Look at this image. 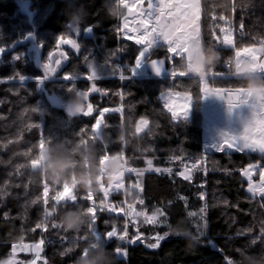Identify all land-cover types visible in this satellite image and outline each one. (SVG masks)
I'll return each instance as SVG.
<instances>
[{"label": "trees", "instance_id": "trees-1", "mask_svg": "<svg viewBox=\"0 0 264 264\" xmlns=\"http://www.w3.org/2000/svg\"><path fill=\"white\" fill-rule=\"evenodd\" d=\"M75 3L87 10L78 33L68 22L73 0H0V47L5 49L0 53V264L10 258L14 245H32L41 239L44 244L40 257L45 264H79L89 255V249L105 247L111 264H264V197L249 194L241 175L243 169L255 163L260 165V173L264 155L205 153L203 81L196 77H131L130 70L142 47L121 37L123 15L119 13L124 14L123 6L118 0ZM24 6L35 13L32 24L22 12ZM89 27L91 31H87ZM200 27L203 46L220 53L212 72L227 75L231 69L225 64L231 60L234 65V48L216 44L210 33L223 37L230 31L236 47L261 46L264 0H201ZM60 36L76 40L79 50L59 43ZM150 55L169 56L165 46H157ZM59 57V70L38 83L35 78L44 75L42 64L55 70V58ZM173 62L178 69L184 63L179 58ZM93 69L99 71L98 78L89 80ZM20 76L25 79L21 81ZM93 84L99 92L92 91ZM210 85L237 88L246 87L247 81L226 76L211 78ZM169 90L192 97L189 120L175 121L164 108L160 94ZM77 93H87L83 97H87L85 111L88 104L93 107L90 115L71 117L67 113V105ZM105 108L109 111L104 114L100 135H96L95 121ZM141 119H147L149 127L138 134L136 125ZM41 139L45 141L41 161L49 145H66L75 162L81 160L85 146H94L101 173L96 176L98 186L82 189L73 173L64 182L73 183L75 178L73 192L77 200H53L64 182L53 184L38 168L31 167V160L40 154ZM105 156L109 159L102 164ZM115 160L138 171L147 168L150 160L154 168L165 171L145 172L141 191L132 187L136 176L127 174L126 192L111 193L107 198L101 187L106 182L103 175L105 166ZM196 164L199 166L195 169ZM184 170H191L190 180L179 176ZM46 183L49 190L44 197ZM92 183L88 181L90 188ZM130 190L134 191V201L127 202ZM89 192L91 199L87 198ZM102 199L117 208L128 203L148 213L160 209L164 225L143 224L140 231L145 238L135 243L105 239L113 227L122 234L127 220L125 215L102 211ZM93 205L97 217L94 225L90 215L78 232L66 231L60 225L64 211L86 212ZM46 210L51 215L46 216ZM128 226L132 239L135 234L132 225ZM94 232L101 235L100 241H96ZM153 236L164 237L157 248L148 246L155 243ZM116 248L126 250V256L117 254Z\"/></svg>", "mask_w": 264, "mask_h": 264}, {"label": "snow or ice", "instance_id": "snow-or-ice-1", "mask_svg": "<svg viewBox=\"0 0 264 264\" xmlns=\"http://www.w3.org/2000/svg\"><path fill=\"white\" fill-rule=\"evenodd\" d=\"M119 5H122L123 8L127 9V15L123 13H119L123 15L124 19V29H128L129 21L128 16L135 17L134 24L135 27L130 29L131 32L136 33L135 36L128 35V32H125V35H128L129 39H134L137 45H142L143 50L140 51L139 57L135 60V66L131 68V77L135 75V68L139 67L142 63H150L152 68L155 70L157 74H160L162 71H168L170 73V78L175 79L177 76L184 77L189 73L186 71V66H191V60L194 54H196L200 48L203 46L202 43V34L200 27L201 20V0H148L147 8H144L143 0H133L131 4L128 3V0H118ZM74 7V5H72ZM235 8V4H233V9ZM139 9V10H137ZM240 28L243 29V23L241 22ZM77 33L80 31L76 30ZM87 31H91V27L87 28ZM223 31V30H222ZM243 35V32H241ZM212 40L218 44L223 45L225 47L232 46L234 48V57H235V66L240 65L243 62H249L251 69L254 73L264 74V43L261 44L260 47H256L254 44L251 46H243L236 47L233 42L232 33L225 32L223 37L215 36L210 33ZM166 45L167 52L169 53L168 60L170 62L179 58L184 63L181 68H177L175 64H173L171 69H164V60H148L145 54L149 51L150 48H153L157 44V40L161 39ZM59 43L70 44L73 49L79 50V44L74 39H66L64 36L59 37ZM5 49L0 47V53H3ZM15 59H19V56L14 57ZM143 58V59H142ZM87 60L88 57H85ZM57 65L59 64V60L56 61ZM232 61L229 60L226 63V67L231 69ZM90 67H92L90 65ZM42 68L44 70V75L41 77H36L38 83H43L47 80L50 75L54 73V69L50 67L49 64H42ZM228 74H234L231 71ZM224 73L212 72L209 71L206 77L219 78L224 76ZM130 77V78H131ZM261 77V75H260ZM89 80L97 79V75L95 70L93 69L92 74L87 77ZM125 77L121 75V79ZM262 78V77H261ZM19 79L23 81L25 79L24 76H20ZM65 79H76V77H65ZM176 87V85H173ZM71 91V89H70ZM92 91L99 92L100 89L96 88L95 84L92 85ZM202 98L207 99L210 96H216L220 99H227L228 112L231 114L234 109L240 108L242 105H248L250 108L249 116H241L240 123L242 124V131L237 134H229L222 133V140L218 143H215L211 146V148L216 149L217 151H223L224 146L226 145L228 149H235L238 152H244L248 150L249 152H259L264 154V94L258 96L256 100H253L254 92L253 90L248 89L247 87H209L207 81H204L203 87L201 89ZM83 96H86L87 93H82ZM175 96H183L185 99V103L181 106L183 108V113L177 112L175 106L171 102V98ZM160 99L164 102V107L171 113L173 119H178L181 115L184 120L190 115L192 99L188 93H180L174 91L161 92ZM34 111H38V109H34ZM93 111V107L91 104L87 105V111L82 110L81 113L85 115H90ZM109 109L105 108L103 111L99 113L101 119H97L95 121V127L97 129L100 128L102 123V118L104 117L105 112H108ZM114 111H122V109H114ZM106 126V125H105ZM148 127V120L141 119L139 125L136 128L137 132L143 131ZM98 135L99 133H95ZM41 151L38 156L31 160V167L36 169L39 168L41 162V156L43 151L45 150V141L41 139L39 145ZM109 157L105 156L101 159V163L104 164ZM151 161H148L149 166H151ZM259 167V165L249 164L248 168L243 171V175L248 177L249 186L248 191L253 195L257 193L264 197V168H261L260 171V184L258 189L254 187L251 183V170L253 168ZM125 171H138L136 169H125ZM155 171L160 172L161 169L157 168ZM166 171H171L167 169ZM138 174H140L138 172ZM121 172L119 176L115 177V180L118 182L114 185L115 189H120L123 187ZM180 175H184L180 173ZM185 180H190V175H184ZM75 182V178L73 177V183ZM73 183L64 182L62 185V190L57 191L53 196V200L59 203L61 200L67 202H75L77 200V196L73 192ZM104 196L107 197L109 189L113 187L110 183L108 188H103L101 185ZM139 187V185H136ZM48 185L47 183L44 185V197L48 196ZM65 192L68 195H65ZM91 199V192L87 197ZM47 203V200H45ZM139 203L143 204L144 201L142 199L139 200ZM101 210H107L110 212H123L125 216L132 215L134 211V206L132 204L128 205V210L125 211L123 207L117 209L115 206H109L102 199L100 201ZM55 210V209H53ZM205 209H201L203 212ZM87 215L91 216V224L94 225L97 219L96 217V206L93 205L89 207L85 212ZM160 209H157L151 216H147L146 213L140 212L136 213V215L145 216V220L147 223H156L157 216L163 215ZM51 215L50 212L46 210V216ZM194 215V214H193ZM54 227H58V225H53ZM37 227H46V224H38ZM96 241L101 240V235L99 233H95ZM167 235V234H165ZM128 236L127 232V222L124 224V229L122 234H118L115 227L112 230L108 231L105 234V239L118 238L120 240H125ZM137 239H141L140 235H137L131 240H128V243H135ZM164 239L163 236H160L156 239L155 243L149 244L148 246L151 248L159 247L160 241ZM44 244V240L41 239L38 243L27 245L21 244L19 246H13V252L16 251V248L19 247L21 251H33L35 253V258L28 262V264H36L37 260L40 259V253L43 250L42 245ZM117 254L125 255L126 250H122L120 248H116L114 250ZM87 255V252H85ZM5 264H15L14 260H9L5 262Z\"/></svg>", "mask_w": 264, "mask_h": 264}, {"label": "clouds", "instance_id": "clouds-1", "mask_svg": "<svg viewBox=\"0 0 264 264\" xmlns=\"http://www.w3.org/2000/svg\"><path fill=\"white\" fill-rule=\"evenodd\" d=\"M72 7L74 10L69 16L68 22L74 30L84 23L87 17V10L82 4H76L73 0ZM83 9V12L81 11ZM68 14V12H67ZM220 53L210 47L202 46L200 50L193 55L191 66H186V71L196 78H204L218 63ZM234 73L247 81V88L253 90V100L264 94V78L258 73H254L249 62H243L234 67ZM85 109V101L82 93H77L67 105V113L71 117H77ZM114 162L106 165L105 176L112 171ZM87 165V166H85ZM99 160L94 146L88 145L82 149L81 160L75 162L70 150L65 145H49L44 153V159L38 168L40 173L51 181L53 184L63 183L70 180L73 173L80 180V187L84 190H92L94 186H98L96 176L100 175ZM91 180L90 188L88 181ZM89 216L82 209H69L64 211L59 217L60 225L70 232L80 231L89 221ZM79 264H111L109 253L106 249H89V255L80 259Z\"/></svg>", "mask_w": 264, "mask_h": 264}, {"label": "rangeland", "instance_id": "rangeland-1", "mask_svg": "<svg viewBox=\"0 0 264 264\" xmlns=\"http://www.w3.org/2000/svg\"><path fill=\"white\" fill-rule=\"evenodd\" d=\"M133 2V0H128V3L131 4ZM147 3H148V0H143V7L144 8H147ZM139 10V9H137ZM124 15H127V9L124 8ZM134 19L135 17L133 16H128V21H129V25H128V29H124L123 25H124V19L122 21V29H121V37L123 39H126V40H130L132 42L135 43V40L134 39H129L128 38V35H132V36H135L136 33H133L130 31V29H132L133 27H135V24H134ZM128 32V35H125V32ZM142 47L141 51L143 50V47L142 45H139ZM157 46H165V43L162 41V38L161 39H158L157 40V44L156 46H154L153 48H150L149 51L145 54L146 58L150 61V60H164V65H163V68L164 69H171L174 62H170L168 60V58H165L164 56H157V57H152L150 55L151 52H153V50L157 47ZM167 50V49H166ZM169 54V53H168ZM138 58H140L138 56ZM143 59V58H142ZM55 60H59L61 61L62 59L59 58H55ZM55 61V62H56ZM169 65V66H168ZM55 66V65H54ZM60 66V65H59ZM58 66V67H59ZM135 66V65H134ZM133 66V67H134ZM58 67H56L55 71L53 74H55L59 69ZM108 71V70H106ZM112 71H115L114 69ZM96 72H99V71H96ZM162 72H168V71H162ZM161 72V73H162ZM135 73L137 74H140V75H147V74H152V73H156L155 70L152 68V65L150 63H142L139 67L135 68ZM134 76V75H133ZM167 92V91H165ZM175 92V91H174ZM161 96V94H160ZM85 100L87 99V97L84 98ZM192 99V97H191ZM161 100V99H160ZM210 100L211 101V104H209L207 102L206 104V107L204 109V116H205V127H204V137L203 139L205 140V144H204V151L205 153H208V152H222V151H217L216 149L214 148H211V146L215 143H218L222 140V137H215V134L213 132V124H214V114H215V107L216 105H214V97L210 96L206 99V101ZM193 101V100H192ZM163 106H164V102L161 100ZM171 102L173 103V105L175 106L176 108V111L177 112H180V113H183V108L181 107L186 101L185 99L183 98V96H175V97H172L171 98ZM217 103V101H215ZM165 108V107H164ZM167 110V108H165ZM191 109H192V106H191ZM167 112H169L167 110ZM106 113V112H105ZM169 114H171L169 112ZM233 116L237 117V116H249L250 115V108L248 107V105H244V106H241L238 111H235L234 113H232ZM231 115V114H230ZM172 116V115H171ZM229 117V116H227ZM173 118V117H172ZM191 118V111H190V115L189 117L187 118V120H189ZM97 119H101L100 115L98 116ZM183 119V116L181 115L178 119H173L175 121H179V120H182ZM184 120V119H183ZM140 122V121H139ZM139 122L137 123L136 125V128L137 126L139 125ZM102 123H103V118H102ZM102 123H101V126H102ZM101 126L99 129H97L94 125V132L95 133H99L98 135H100V132H101ZM148 127H149V121H148ZM147 127V128H148ZM146 128V129H147ZM146 129H144L143 131H140V132H137L138 134H141L142 132H144ZM242 131V129L240 128V126H234V130H233V133L232 134H237L238 132ZM223 151H228V152H238L236 151L235 149H228L227 146L225 145L224 146V150ZM244 152H248V153H257V154H260V155H264V154H261L259 152H249L248 150H245ZM114 164L112 166V171L110 173H108L107 176L103 175L105 178H106V182L105 184H103V188H108L109 187V184L111 183L113 185V187L111 189H109V192H108V195H107V198L110 197V194L111 193H120V192H126V187H125V177L127 174H134L136 176V183L134 185H132L133 189L134 190H138V191H141L142 190V178L141 176L147 172V171H151V170H154L156 168H154L152 165L149 166L148 164V167L145 168L144 170H139V171H135V172H132V171H125V169H130V168H127L125 166H122L123 164L117 160L113 161ZM122 167H121V166ZM255 165H259L258 163H255ZM199 165L196 164L195 165V169L198 167ZM248 166L245 168L247 169ZM243 169L241 171V175H242V178L247 182V188H246V191L253 195L251 192H249L247 189H248V186H249V179L248 177H245L243 175V171L245 170ZM260 169V165L259 167H256V168H253L251 170V183L254 187H256L258 189L259 187V184H260V173H258L257 171ZM193 170V169H192ZM161 171H165V170H161ZM105 172H106V169H105ZM104 172V173H105ZM123 173L122 175V181H123V187L120 188V189H115L114 185L118 182L117 180H115V177L119 176L120 173ZM138 172L140 174H138ZM181 173H183L184 175H190L191 176V170H184L182 171ZM184 175H179L181 176L182 178H184ZM102 181L104 182V179H102ZM136 185H139V187H136ZM65 195H68L67 192H65ZM256 196H259L261 197L258 193L256 194ZM61 201H64V200H61ZM128 203L125 204V206L123 207L125 209V211L128 210ZM134 206V205H133ZM121 207H118L117 209H119ZM156 210H154L153 212H150L148 213L145 209H142V208H136L134 206V211L132 213V215H129V216H125L126 217V220H127V225H132V234H135V237L137 235H140L141 238H145L144 235L141 233V226L143 224H146V225H149V226H153V227H160L162 225H164V221L162 220V216L163 215H158L157 216V222L156 223H147L146 220H145V216L143 215H136V213H140V212H144L147 214V216H151ZM114 214H117V215H124L123 212H120L119 210L117 212H115ZM128 218V219H127ZM143 228V227H142ZM129 230H130V227L128 226L127 227V232H128V236L126 237V242L128 243V240H131L130 237V233H129ZM159 236H153L152 238L155 240L154 242H156V239L158 238ZM134 237H132L133 239ZM123 240V242L125 241ZM122 242V241H121ZM125 242V243H126ZM21 244H26V243H20V244H16L17 246L21 245ZM27 245H31V244H27ZM120 255V254H119ZM25 256H28V258L30 259L32 257L31 260H33L35 258V253L33 251H21L19 247L16 248V251L13 252L12 251V255L10 256V258H8L5 262L9 261V260H14L15 261V264H28V262H30L31 260H24ZM122 256V255H120ZM5 262L3 264H5ZM36 264H45L42 257H40L39 260H37Z\"/></svg>", "mask_w": 264, "mask_h": 264}, {"label": "crops", "instance_id": "crops-1", "mask_svg": "<svg viewBox=\"0 0 264 264\" xmlns=\"http://www.w3.org/2000/svg\"><path fill=\"white\" fill-rule=\"evenodd\" d=\"M260 47V46H259ZM169 66V65H168ZM234 67H235V61H234V65L231 68V72L234 73ZM261 76H264V74H260ZM169 77L170 78V73L169 72H162L160 74L157 73H152V74H147V75H140L135 73V75L133 77L136 78H140V77ZM226 76H231V77H238L236 74H227L224 75L222 77H226ZM179 77V76H177ZM184 77H193L191 74H188ZM213 77H204V78H200L204 83V81H207L209 84V87H211L210 85V79ZM214 97V105H216L215 107V114H214V124H213V132L215 134V137H222V133H229L230 135L233 133L234 130V126H240V128L242 129V124L240 123V118L241 116H233L232 113H234L235 111H238V109H234L233 112L230 113L228 112V106H227V99H220L216 96H212ZM193 100V99H192ZM217 101V103L215 102ZM207 102L209 104H211V101L208 100L206 101V99L202 98V109H201V115H202V127H203V131H204V127H205V116H204V109L206 107ZM192 105H193V101H192ZM244 106V105H242ZM192 111V109H191ZM229 116V117H227ZM183 120V119H182ZM203 137H204V132H203ZM203 144H205V140L203 139ZM222 152H228V151H222ZM241 153H248V152H241ZM254 154V153H252ZM120 163V162H119ZM121 166V165H120ZM124 166V165H122ZM121 166V167H122Z\"/></svg>", "mask_w": 264, "mask_h": 264}, {"label": "water", "instance_id": "water-1", "mask_svg": "<svg viewBox=\"0 0 264 264\" xmlns=\"http://www.w3.org/2000/svg\"><path fill=\"white\" fill-rule=\"evenodd\" d=\"M22 12L27 16V18H28V20H29V24H32L33 19H34V17H35V13H31V12H29L27 6H24V7H23ZM60 62H61V61H59V64H58V65H57V63H56L55 66L58 67V66L60 65ZM82 114H83V113L79 114L78 116H81ZM69 116H70V115H69Z\"/></svg>", "mask_w": 264, "mask_h": 264}, {"label": "built area", "instance_id": "built-area-1", "mask_svg": "<svg viewBox=\"0 0 264 264\" xmlns=\"http://www.w3.org/2000/svg\"><path fill=\"white\" fill-rule=\"evenodd\" d=\"M226 65V64H225ZM226 69H229L228 67L225 66ZM232 68V66H231ZM127 202H132L134 201V191L130 190L127 195H126Z\"/></svg>", "mask_w": 264, "mask_h": 264}]
</instances>
